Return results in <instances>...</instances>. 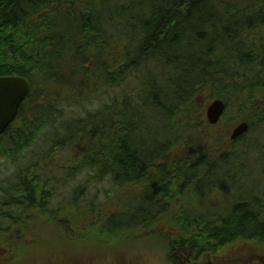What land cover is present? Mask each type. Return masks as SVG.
<instances>
[{
    "label": "trees",
    "instance_id": "trees-1",
    "mask_svg": "<svg viewBox=\"0 0 264 264\" xmlns=\"http://www.w3.org/2000/svg\"><path fill=\"white\" fill-rule=\"evenodd\" d=\"M10 76L30 92L0 135V264L60 230L114 247L158 238L168 264L264 257V0H0ZM211 98L225 103L217 125ZM239 121L249 129L230 141ZM92 182L108 188L85 193ZM88 252L70 264L105 263Z\"/></svg>",
    "mask_w": 264,
    "mask_h": 264
},
{
    "label": "rangeland",
    "instance_id": "rangeland-1",
    "mask_svg": "<svg viewBox=\"0 0 264 264\" xmlns=\"http://www.w3.org/2000/svg\"><path fill=\"white\" fill-rule=\"evenodd\" d=\"M203 97H201V100ZM212 99V98H211ZM210 99V100H211ZM209 100V101H210ZM97 103L94 104L96 106ZM85 108L90 109L92 106L85 104ZM229 132V131H228ZM252 137H250V140ZM40 141H38L37 145H33L30 149H28L25 153L26 160L22 161L20 167H24L30 161L29 157L31 156V152L41 151L40 147H38ZM69 155L68 151H63L60 154V159L67 157ZM91 173L90 171H80L76 173L73 178H70L66 184L63 186L57 184V197L51 198V206L58 207L62 206L65 203V198L69 199V196L72 191L75 189H79V187L83 184V182L88 177V174ZM53 174V173H51ZM261 178L264 177L263 174H258ZM104 187L108 188L107 185L103 184H96V183H89L88 187L85 186V193L90 194L92 190L98 189L101 194H103ZM245 190L252 188V184L250 182H246ZM264 188V187H263ZM52 207V208H54ZM104 228H107L109 234L114 236L115 238L119 236L118 232H114V227H112L107 222H102L97 225L95 233L98 235V238L101 239L104 233ZM46 239H49L44 246L39 245H30V249L22 252L21 254H14L12 256V264H70L69 257L78 251L84 252V256L89 254L88 250L97 253L98 255H105V263L104 264H168L165 259L164 253L160 250H164V245L162 241L158 238L153 239H146L144 242L129 245V243H119L114 247V244L102 245L96 244L95 242H70L68 238L63 236L62 230L58 231L57 233L54 231H49L48 236ZM118 241V240H117ZM50 242V243H49ZM141 247V252L139 258L141 260L132 262L128 257H132V252L136 248ZM111 252H116L115 256L113 257ZM243 252V248L239 250V253ZM258 252L257 254H259ZM263 255V253H262ZM33 258V259H32ZM264 258V257H263ZM259 259V260H258ZM262 258L258 257L256 259L250 256V263L256 262V264H263ZM252 261V262H251Z\"/></svg>",
    "mask_w": 264,
    "mask_h": 264
},
{
    "label": "water",
    "instance_id": "water-1",
    "mask_svg": "<svg viewBox=\"0 0 264 264\" xmlns=\"http://www.w3.org/2000/svg\"><path fill=\"white\" fill-rule=\"evenodd\" d=\"M30 92V85L25 78L18 76L0 77V135L15 119L18 109ZM225 105L220 99L208 104L205 117L210 124H215L224 111ZM248 128L246 122L239 123L231 131L230 138L243 134Z\"/></svg>",
    "mask_w": 264,
    "mask_h": 264
},
{
    "label": "flooded vegetation",
    "instance_id": "flooded-vegetation-1",
    "mask_svg": "<svg viewBox=\"0 0 264 264\" xmlns=\"http://www.w3.org/2000/svg\"><path fill=\"white\" fill-rule=\"evenodd\" d=\"M237 139H238V138H237ZM146 175L149 176V172H147ZM131 190H132L133 194H134V195L136 194V196H137V192H136V188H135V186H132V187H131ZM50 192H51V191H50Z\"/></svg>",
    "mask_w": 264,
    "mask_h": 264
}]
</instances>
